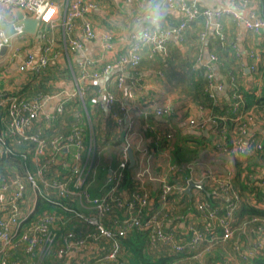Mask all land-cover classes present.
<instances>
[{
    "label": "built area",
    "instance_id": "obj_1",
    "mask_svg": "<svg viewBox=\"0 0 264 264\" xmlns=\"http://www.w3.org/2000/svg\"><path fill=\"white\" fill-rule=\"evenodd\" d=\"M123 1L131 2L132 0ZM241 1L243 7L248 10L238 11L232 7L202 10L198 0H167L168 6L182 15L179 27L163 33L148 28L139 37L133 35L127 53L120 54L112 63L101 67L97 62L88 61L86 67L92 66L93 69L84 70L83 77L92 83L103 75L117 71L118 88L125 89L126 71L129 67L139 65L144 46L152 44L158 50H165L167 38L174 34L179 35L188 21L197 18L200 14L206 19L207 30L215 26L217 32L220 33L221 20L225 16H232L247 29L260 32L264 28V17L248 7V0ZM53 5L52 0H0V20L3 21V25H9V18L15 16L16 9H21L29 12V15L25 14L26 17L38 19L39 26L44 27L46 42L42 52L38 55L29 54L20 65L21 71L38 72L59 57V52L55 50L57 47L55 38L47 36L48 33L45 32L47 27L55 26L53 21L47 18L48 10ZM97 8L98 3L94 0L67 1L63 20L66 40H69L70 35L78 26L82 28L86 38L91 39L95 36L96 32L89 15ZM13 24L16 29L14 35L23 36L27 33L24 25L19 24V20ZM14 35H6V42L0 43V51L5 45L8 49L12 47ZM205 36H207V31L202 34V37ZM106 38L107 47L112 48L111 35L106 34ZM70 42L74 46L82 45L78 40L70 39ZM252 57H254V64L250 69L258 71L257 65L261 57L258 53H253ZM212 58L215 59L214 56ZM213 77L214 74L209 73V78ZM214 87L219 90L224 89L222 84L212 85L211 89ZM85 95L86 91L80 88L79 98L84 99ZM49 98L50 96L26 99L0 89V107L8 105L10 119L7 130L0 133V156L2 154L20 156L25 162L30 157L32 165V168H28L24 175L13 176L11 183L7 182L5 176L0 175V212H3L0 217V264H15L11 262L8 251L21 241L27 242L26 252L36 256L37 264H42L58 240H61L58 233L50 229V225L54 221L57 223L58 219L62 223H67L70 220L67 214L83 220L93 229L85 235L68 232L58 243V247L55 248L56 256L67 261L68 264H94L87 261L94 258H99L104 262L124 264L121 260L122 239L138 229L147 232L150 243L154 247L169 245L177 252H183L186 246L194 248L196 254L184 264H202L212 243L227 242L232 238H237L234 248L236 253L244 259L264 251V224L255 226L260 218L246 219L239 227H235L238 219L235 213L242 198L231 183L236 173L234 154L251 155L264 150V126L261 128L263 134H257L255 133L257 128H254L251 123L258 119L256 115H248L249 122L242 125L231 136L232 146L226 143L228 128L225 123L222 124L226 118L212 115L189 118L190 128L199 132L209 129V133L215 139L213 147L203 146L197 158L181 166L170 162L168 169L163 170L156 168V152L148 145L145 133L137 128L136 119L130 118L119 166L111 176L107 175L104 184L98 189L99 192L94 194L91 187L97 176V157L103 150L97 143V132L93 120L88 115L87 121L82 126L81 117L78 116L70 134L61 131L57 134L46 135L41 123L43 121L51 123L56 114L60 115L64 112V103H66H62L55 113H46L44 107ZM234 99H237V94ZM116 101V95L108 90L103 105L110 111V117L121 126L125 117H129V113L123 104L121 107L126 113L124 118L114 111ZM240 104V100H237L234 106L239 107ZM175 112L176 109L168 104L158 106L153 111L157 117L173 115ZM144 113L145 116L150 115L148 110ZM260 118L264 123V116ZM150 128L153 130L152 126ZM176 138L174 132L169 130L162 129L156 132L158 142L165 140L172 145ZM130 147L134 149L136 155L134 179L142 190L132 192L130 195H121L119 185L130 162ZM207 148H211L213 153L220 155L222 165L212 164V160H208L202 154V151L205 152ZM181 171L188 173L186 186L172 182L173 175H175L173 179H177ZM258 179L260 181H257ZM209 181L220 185L221 194L224 197L232 196L234 201L223 210L220 207L214 208L202 192L193 189L192 196H195L193 207L184 214L183 220H173L170 214L177 208L178 202H181L182 193L187 192L190 182L205 187ZM151 183L155 184L159 190L157 198H154L145 188ZM248 184L249 190L253 191V203L264 206V200L258 201L257 196L254 197L256 191H264V168L256 174L251 173ZM30 192L35 195L34 203H28ZM173 194L175 197L171 199ZM39 199L52 203L63 214L47 213L38 219L32 218L31 215ZM23 203L27 207L32 206L31 209L23 208ZM154 203L159 205L152 208ZM26 224L28 228L21 234ZM250 227H255L256 229L251 228V230L259 236L250 240L248 248L238 238L240 232H245ZM57 228L60 229L59 226ZM204 244L206 247L201 248Z\"/></svg>",
    "mask_w": 264,
    "mask_h": 264
},
{
    "label": "crops",
    "instance_id": "obj_2",
    "mask_svg": "<svg viewBox=\"0 0 264 264\" xmlns=\"http://www.w3.org/2000/svg\"><path fill=\"white\" fill-rule=\"evenodd\" d=\"M67 1L52 0L54 5L47 13V18L55 24L50 29L49 35L56 40L59 57L53 62L57 67L56 77L49 81L53 87V92L49 93L50 98L45 104L44 111L46 113H55L56 109L64 102L71 103V108H77L83 103L86 105L85 98L82 102L78 96V91L83 88L87 92L88 85L91 83L89 79L83 77L84 70L93 69L92 66L86 67L88 61L97 62L99 67L112 63L130 46L133 35L139 37L148 28L158 33L166 32L179 23L182 18L179 11L168 6L167 0H132L131 2L95 0L98 3V8L89 15L96 32L95 36L91 39L86 38L82 28L78 26L70 35L69 40H66L63 20ZM198 3L202 7L211 9L232 7L238 11L248 10V8L243 7L241 0H198ZM248 3L249 8L254 9L264 17V0H248ZM157 6L161 10L160 19L157 23H152L150 10H154ZM15 11L14 17H10L8 14L10 17L9 24L18 22L19 12L29 15L26 10L16 9ZM224 26L229 42L236 44L241 53L238 68L243 65L242 68L248 75V81L252 82V88H255L256 94L264 92V28L260 32L249 30L232 16L224 17ZM39 29H41L42 34L27 32L23 36L14 35L12 47L5 54L0 51L1 90L11 93L19 92L27 83L31 72L21 71L20 65L29 54L38 55L42 52L46 35L43 31L44 27L39 26ZM215 32L216 28L212 26L207 36L199 40L198 29L192 25L187 30L185 41L182 42L176 34L168 37L170 43L166 52L157 51L151 45L146 47L142 53L140 67L136 70L126 71L125 89L118 88L117 71H112L95 80V83L100 87L97 102H94L90 107V113H88V109L86 110L87 107L83 106L82 115L87 117L88 114H91L90 118L93 120L103 150L97 157L98 171L93 184L96 190L104 184L107 175L113 174L121 160L122 145H115L113 141L108 139V136L111 134L116 137L118 133L119 135L126 133L130 118L136 119L137 128L145 133L148 145L156 152L155 165L158 170L165 169L167 162L168 164L173 162L172 146L176 143L185 145V136L201 137L198 130L190 128L188 120L193 116H208L213 113L211 109L200 106L201 104L195 100L193 93L178 85L177 79L170 77V75L173 72L181 71L187 63L198 66L211 63L216 80L226 83V78L220 72L219 65L212 58L214 52L221 51L216 41ZM106 34L111 35L112 48L107 47ZM70 39L78 40L82 45L80 47L74 46ZM253 53H258L261 57L259 72L255 74L250 69ZM98 66L97 68H99ZM248 84L250 83H246V85ZM108 90L112 91L117 100L121 101L128 109L129 117H125L124 125H117L114 119L110 117V111L103 105ZM216 93L219 97L226 100L230 99L227 83L223 90L216 89ZM79 100L81 102H78ZM165 104L174 107L176 112L164 117L152 116L149 118L145 116L144 112L148 109ZM74 113L78 112L75 111ZM66 116L65 114L61 116V126L63 132L70 134L72 124L65 121ZM44 124L47 123L43 121L42 125ZM149 125L153 127V130L160 126V128L174 132L177 136L175 142L171 146L167 143L158 142L155 132ZM210 136L212 137L211 133L206 135V137ZM103 142L106 145L102 144ZM202 154L208 160H212L213 163H210L214 165H222L223 163L220 155L213 153L211 148L205 149ZM150 186L153 189L155 184L151 183ZM34 202L35 198L32 203Z\"/></svg>",
    "mask_w": 264,
    "mask_h": 264
},
{
    "label": "trees",
    "instance_id": "obj_3",
    "mask_svg": "<svg viewBox=\"0 0 264 264\" xmlns=\"http://www.w3.org/2000/svg\"><path fill=\"white\" fill-rule=\"evenodd\" d=\"M95 1V0H94ZM191 2V1H190ZM200 5V4H199ZM202 10L205 7L199 6ZM182 19V18H181ZM181 20L179 23L174 25L171 29L179 27ZM206 19L203 15H198L197 18L188 21L185 28L182 29L180 34L178 35L180 40L185 41L187 30L189 27L194 25L196 29H198V39L202 40V34L209 29H206ZM51 27H47L45 32H50ZM220 33L216 30L219 51L214 52L213 56L215 57L216 63L219 65L220 72L225 76L226 83L229 86V95L230 99L226 100L222 97H219L216 93V89H211V86L215 84H222L225 87L226 83L223 81H217L215 78V71L211 63L209 64H201L198 66L197 64L187 63L181 71L171 73L170 77H175L177 79L176 83L178 85L185 88L187 91L192 92L195 100L199 102L202 107H207L211 109L212 116L226 118L225 121H222V124L225 123L228 132L226 134V143L229 146H232L233 142L231 140V136L237 132L238 129L241 128L246 122L248 115H256L258 119L252 123L257 134H263L262 127L264 123L261 122L262 116H264V92L260 94L255 93V88H252V82L248 81V75L245 74L243 65L241 68L239 60L241 59V53L236 44L230 43L229 39L225 33V26H224V18L221 20V26L219 29ZM170 40L167 38L166 40V48L161 52H166L168 49V45ZM153 46L155 50H158L152 44H146L143 50L148 46ZM129 47L126 51L122 54L127 53ZM57 52L58 47L55 49ZM142 50V53H143ZM225 52V53H224ZM254 58V57H252ZM135 67H129L127 70H136L140 67V64ZM253 60L251 59L250 67L253 65ZM56 64L53 62L47 66L46 68L38 71V72H31L27 83L23 86V88L19 92H14V95H18L20 97L26 99H33V98H43L45 96H49V93L53 92V87L49 84L50 80H53L56 77ZM106 65V64H105ZM260 63L258 66V71H254L251 69L252 73H258L260 68ZM209 73H213L214 77L209 78ZM246 83H250L246 85ZM89 88L85 95V103L86 105L80 104L77 108H71V103H64L65 110L62 114H56L54 120L51 123H47L41 126L46 131V135H51L53 133L63 132L61 126V116L65 114V118L67 122L75 124L77 122V117L80 116L82 122L80 123L82 126L84 122L87 121V117H83L82 111L83 106L88 109V113H90V107L94 102H97V97L100 93V87L97 83L92 82L89 85ZM247 87V88H246ZM237 94V99H234V96ZM240 100L241 104L239 107H235L234 103ZM83 102V99H81ZM80 100L78 102H81ZM147 103V102H146ZM122 102L117 100L114 106V111H117L123 118L125 117L126 113L125 110L121 107ZM149 104V103H147ZM158 107V106H157ZM154 107L152 109H148L151 115H148L149 118L155 116L153 113ZM149 108V107H148ZM77 111L78 113H74ZM91 117V114H88ZM112 118V117H111ZM114 119V118H113ZM9 115H8V105L1 106L0 108V133H4L9 125ZM223 120V119H222ZM116 124L118 125L117 121L114 119ZM125 122V121H124ZM124 122L122 125H124ZM155 127V126H154ZM253 128V129H254ZM127 129V128H126ZM166 130L165 128H160V126L154 128L155 136L156 132L159 130ZM168 131V129L166 130ZM48 133V134H47ZM66 133V132H65ZM201 137L196 136H185L184 144L176 143L173 146V163H176L177 166H181L185 163L192 161L193 159L197 158L201 152V148L203 146H210L213 147L215 139L212 137H206L203 134V131L200 132ZM125 134L118 135L114 137L110 134L108 136L109 140L115 145H123L125 140ZM107 139V140H108ZM181 140V139H180ZM162 143H167V141L162 140ZM97 143L102 148L101 142L97 137ZM102 144L106 145L105 142ZM235 158V175L231 181L233 188L236 192L241 196L242 200L239 203V207L236 210V217L237 223L235 227H239L246 219H252L253 217L260 218L259 221L255 223V226L264 224V206L260 205L259 203H253V191H250V186L248 184L249 175L251 173H258L261 169L264 168V150L258 151L255 154H234ZM135 167V166H134ZM134 167H131L130 162L128 163L125 171L124 177L119 185V194L121 195H130L132 192L141 191L142 188L139 186L137 181L134 179ZM28 168H32L30 163V157L27 162H25L20 156L14 155H4L0 156V175L5 176L7 178V182L11 183V178L15 175H24ZM187 175L188 173L185 171H181L177 179H173L175 175H173L172 182L176 184H180V186H186L187 182ZM257 181H260L258 179ZM256 181V182H257ZM254 182V180H252ZM148 191L157 198L158 188L157 186H153L151 188L150 184L145 186ZM195 191L202 192V195L205 196L207 201L216 208L220 207L222 210L228 205L231 204L234 199L230 195H226L224 197L221 194V186L213 183L208 182L205 185V190L200 188H194ZM92 193H98V190L94 188V185L91 187ZM29 192V191H28ZM195 195V192H194ZM257 196L258 201L264 200V191L258 190L254 194V197ZM175 197V194L171 196L172 199ZM195 196L190 195L188 192L182 193L181 202H178L177 208L173 210L170 214V217L173 218L175 221L183 220L184 214L193 207V199ZM35 198L33 192L29 193L28 203L32 202ZM22 205V204H21ZM157 203H154L152 208H156ZM32 206H28L23 203V208H27L30 210ZM9 209V207L7 208ZM54 214L57 213L62 215L63 213L59 208L53 205L50 202H45L43 200H38L37 205L35 207L34 212L32 213L31 217L34 219H38L39 217L45 214ZM198 213V212H197ZM3 215V212H0V217ZM70 220L67 223H62L61 220H57V223L54 221L50 225V229L56 231L61 237V240L68 232H76L78 234L85 235L89 231H92V227L86 224L83 220L75 217L74 215L67 214ZM64 216V215H63ZM60 227L58 230L57 226ZM28 224H26L22 228L21 234L27 230ZM251 228L256 229L255 227L247 228L245 232H240L238 240L240 242H244L247 247H250V240L258 238V233L251 230ZM26 229V230H25ZM58 230V231H57ZM20 237V234L18 238ZM58 238V239H59ZM61 240H58L60 243ZM237 238L229 239L227 242H217L215 241L212 243L211 249L205 254L202 264H264V251L258 252L253 257H248L244 259L238 253H236L234 245L236 243ZM56 244L52 249V252L47 255V258L42 264H65L67 261L59 259L56 256L55 248L58 247L59 244ZM123 244V255L121 260L124 264H184L188 263L191 260L196 251L191 246H186L183 252H177L169 245H159L154 247L151 245L147 232L143 230H134L127 237L122 239ZM26 241H21L17 245L13 246V248L9 249L8 255L10 256L11 262H15V264H37L36 256L28 254L26 252ZM206 245L204 244L201 248H205ZM189 258V259H185ZM85 261V260H84ZM90 263L94 264H114L112 261L104 262L103 260H99V258H94L92 260H87Z\"/></svg>",
    "mask_w": 264,
    "mask_h": 264
},
{
    "label": "water",
    "instance_id": "obj_4",
    "mask_svg": "<svg viewBox=\"0 0 264 264\" xmlns=\"http://www.w3.org/2000/svg\"><path fill=\"white\" fill-rule=\"evenodd\" d=\"M18 18H19V24H23L24 25V29L29 32V33H39L42 34L41 29H39V21L36 18H31V17H26L25 14L23 12H19L18 14ZM5 34L7 36H12L16 33V29H15V25L14 24H5L2 26ZM8 50V46L5 45L2 49H1V53L5 54L6 51ZM203 133L205 135H209V129H205L203 131ZM129 157H130V165L131 167H134L136 165V155L134 152V149L132 147L129 148ZM194 188H200L205 190V187L202 185H198L194 182H190V185L187 188V192L192 195L193 194V189Z\"/></svg>",
    "mask_w": 264,
    "mask_h": 264
},
{
    "label": "clouds",
    "instance_id": "obj_5",
    "mask_svg": "<svg viewBox=\"0 0 264 264\" xmlns=\"http://www.w3.org/2000/svg\"><path fill=\"white\" fill-rule=\"evenodd\" d=\"M160 8L157 6L154 10H150V17L152 23H157L160 19ZM3 21L0 20V43L6 42V34L2 30Z\"/></svg>",
    "mask_w": 264,
    "mask_h": 264
},
{
    "label": "rangeland",
    "instance_id": "obj_6",
    "mask_svg": "<svg viewBox=\"0 0 264 264\" xmlns=\"http://www.w3.org/2000/svg\"><path fill=\"white\" fill-rule=\"evenodd\" d=\"M170 146H171V144H170ZM172 148H173V146H172ZM171 152H173V151H171ZM167 161H168V160H167ZM167 161H166V162H167ZM168 165H169V164H168V162H167V163H166V167H165V169H168Z\"/></svg>",
    "mask_w": 264,
    "mask_h": 264
}]
</instances>
